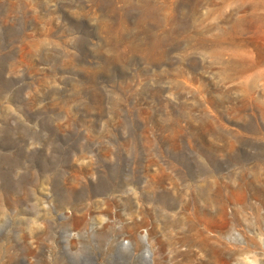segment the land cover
Listing matches in <instances>:
<instances>
[{
	"label": "rangeland",
	"instance_id": "374dc122",
	"mask_svg": "<svg viewBox=\"0 0 264 264\" xmlns=\"http://www.w3.org/2000/svg\"><path fill=\"white\" fill-rule=\"evenodd\" d=\"M0 264H264V0H0Z\"/></svg>",
	"mask_w": 264,
	"mask_h": 264
},
{
	"label": "bare ground",
	"instance_id": "6f19581e",
	"mask_svg": "<svg viewBox=\"0 0 264 264\" xmlns=\"http://www.w3.org/2000/svg\"><path fill=\"white\" fill-rule=\"evenodd\" d=\"M196 229V228H195ZM197 230V229H196ZM206 236V235H205Z\"/></svg>",
	"mask_w": 264,
	"mask_h": 264
}]
</instances>
